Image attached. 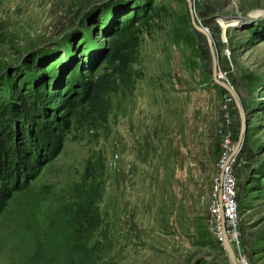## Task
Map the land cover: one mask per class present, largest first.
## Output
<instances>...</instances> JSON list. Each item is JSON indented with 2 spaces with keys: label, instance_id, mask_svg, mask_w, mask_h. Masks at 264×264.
<instances>
[{
  "label": "rangeland",
  "instance_id": "1",
  "mask_svg": "<svg viewBox=\"0 0 264 264\" xmlns=\"http://www.w3.org/2000/svg\"><path fill=\"white\" fill-rule=\"evenodd\" d=\"M125 1L141 2L0 0V77L21 76L28 58L50 67L85 35L104 42L93 21ZM152 4L127 74L105 68L94 42L76 71L68 57L59 60L56 84L31 77L45 104L35 118L58 137V151L45 160L47 147L33 145L31 166L3 178L13 193L0 211V264H61L76 251L89 264H231L211 231L209 206L222 157L219 129L228 127L235 144L240 116L213 79L208 44L186 0ZM193 4L211 33L220 78L247 119L230 158L240 213L230 241L238 264H264V0ZM89 82L98 91L80 101ZM88 199L100 219L92 228L77 223Z\"/></svg>",
  "mask_w": 264,
  "mask_h": 264
},
{
  "label": "trees",
  "instance_id": "2",
  "mask_svg": "<svg viewBox=\"0 0 264 264\" xmlns=\"http://www.w3.org/2000/svg\"><path fill=\"white\" fill-rule=\"evenodd\" d=\"M152 8V0L116 3L107 9V13L110 10V14L105 21H99L97 18L93 21L92 26L98 25L96 30L100 28L96 37L99 32L105 33L106 40L104 42H95L93 38L85 35L73 42L76 45L72 51H67L66 54L63 53L57 57L53 55L56 61L50 67L42 64L43 59L28 58L26 69L21 76L12 72L0 77V179L2 178L3 181L0 183V211L5 209L7 200L13 193V189L3 178H9L20 166H31L36 157L33 145L35 148L38 145L47 147L44 155L46 156L45 160H51L58 151V137H55L52 132L50 133V128L45 121L35 118L37 115H41V108L45 104L43 101L41 102L40 92L33 87V82L45 79L48 83L56 84L57 71L60 68H58L59 60L63 57H68L71 62L75 63L71 72L76 71L80 66L78 61L82 60L80 54L86 49L90 51L94 48V42L95 47L98 46V50L102 51L105 68L110 67L113 73L119 75L127 74L131 63L136 60L139 33L142 31L143 23L147 22L150 17L149 13ZM101 22L103 23L101 24ZM84 44L87 47H83ZM1 80L5 81L1 82ZM98 87L94 82L86 84L83 90L84 94L79 98L80 101L89 100L93 93H97ZM72 102L77 103V100H72ZM27 124L32 127L25 126ZM33 130L37 139L35 142L29 138V132L31 133ZM93 203V199L85 200L83 208L77 216V223L86 222L88 228L98 225L100 219L97 209L94 208L93 212L90 208ZM89 261L86 255L76 251L65 254L61 264H89Z\"/></svg>",
  "mask_w": 264,
  "mask_h": 264
},
{
  "label": "built area",
  "instance_id": "3",
  "mask_svg": "<svg viewBox=\"0 0 264 264\" xmlns=\"http://www.w3.org/2000/svg\"><path fill=\"white\" fill-rule=\"evenodd\" d=\"M224 118L225 122L228 123L230 121V113L226 112ZM219 132L221 135L220 148L222 157L220 156L219 159V171L214 177V186L209 206V225L213 234L221 240L220 209L222 210L226 229L230 238H232V229H235L237 226L240 213L237 202V179L230 159L221 173V167L234 147L232 134L228 127L220 128ZM219 189H221L220 198Z\"/></svg>",
  "mask_w": 264,
  "mask_h": 264
},
{
  "label": "water",
  "instance_id": "4",
  "mask_svg": "<svg viewBox=\"0 0 264 264\" xmlns=\"http://www.w3.org/2000/svg\"><path fill=\"white\" fill-rule=\"evenodd\" d=\"M186 2H187V6H188V10L190 13V18H191V22H192L193 27L205 36L206 42L208 44L210 54H211V60H212L213 79L216 82H218L221 86H223L231 94V96L234 99L235 105L237 107L239 116H240V127H239L237 140L235 141V144H234L232 151L226 157V159H225V161L221 167V173H222L223 169H224L225 165L228 163L229 159L239 151V149L243 143L244 136H245V133L247 130V119L245 116V111H244L243 105H242L238 95L236 94L233 86L231 84H229L227 81L220 78L221 75L219 74V67H218L219 59H218L217 54L214 50L211 33H209V31L207 30L208 28L201 23L199 18L195 17L193 0H186ZM218 192H219V198H220L221 189H219ZM220 220H221L222 246L226 250L231 264H238L235 251L233 249V246H232L231 241H230V237H229L227 229H226L225 219H224V216H223L221 209H220Z\"/></svg>",
  "mask_w": 264,
  "mask_h": 264
},
{
  "label": "bare ground",
  "instance_id": "5",
  "mask_svg": "<svg viewBox=\"0 0 264 264\" xmlns=\"http://www.w3.org/2000/svg\"><path fill=\"white\" fill-rule=\"evenodd\" d=\"M229 22V21H228ZM226 24L225 23H223V26H225ZM218 67H219V64H218ZM220 74V73H219ZM232 235L234 236V237H236V233L233 231L232 232Z\"/></svg>",
  "mask_w": 264,
  "mask_h": 264
}]
</instances>
